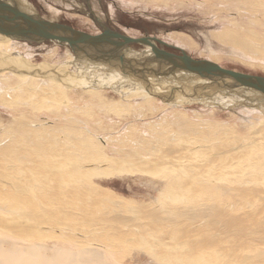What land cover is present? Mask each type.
<instances>
[{"label":"rangeland","instance_id":"1","mask_svg":"<svg viewBox=\"0 0 264 264\" xmlns=\"http://www.w3.org/2000/svg\"><path fill=\"white\" fill-rule=\"evenodd\" d=\"M18 1H25L28 10L42 17L88 33L100 32L96 16L112 30L134 37L156 36L194 58L264 76V52L245 51L231 42L241 34L238 37L264 51V0ZM13 40L17 42L9 53L26 58L32 54L28 60L33 63L55 66L73 60L66 44ZM84 74L88 86L105 78L101 72L88 69ZM34 75L0 72V94L8 97L13 88L17 90L15 84L20 78L23 83L25 76ZM3 83H9L7 89L1 87ZM58 83L65 89L60 100L35 103L22 92L19 102L0 103V250L7 253L1 256H15L17 239L28 243L79 239L87 244L97 234L102 235L97 244L117 264H220L224 255L233 254L230 249L238 243L229 247L221 242L197 245L199 240L216 239L218 235L217 241L226 238L219 221L209 220V224L202 219L198 227L202 230L195 229L184 239L183 233L175 232L181 224L172 225V230L163 219L156 220L149 213L181 206L195 211L199 206L216 204L252 219L263 215L264 137L254 139L251 135L252 128L259 125L260 112H246L241 107L223 110L196 104L171 105L156 93L147 97V103L139 95L126 96V91ZM23 100L30 105L22 104ZM206 128L228 131L208 135ZM164 139H168L165 145ZM169 140L178 144L169 147ZM6 182L11 183L9 187ZM36 205L65 209L69 216L86 210L93 216L89 221L71 217L60 222L53 218L58 211L44 216ZM188 221L185 217L178 220L183 224ZM69 226L76 239L66 234ZM166 229L173 234H166ZM210 232L215 234L210 236ZM249 239L250 246L264 251V240ZM160 254H167L168 259Z\"/></svg>","mask_w":264,"mask_h":264},{"label":"bare ground","instance_id":"2","mask_svg":"<svg viewBox=\"0 0 264 264\" xmlns=\"http://www.w3.org/2000/svg\"><path fill=\"white\" fill-rule=\"evenodd\" d=\"M56 12H54V14ZM50 16H52V15H50ZM46 19H48V18H46ZM13 34H16V33H13ZM13 34L9 33V35H6L5 33L3 34L0 31V39H5V40H0V72L2 73V72H4L6 70V71H10V72L17 73V74H25V75L35 74V75L34 76H25V80H24L23 83H21L22 79L20 78V80L15 84V88H17V90H15L13 88L12 92L7 93L8 97H6L5 95H3L1 93L0 94V103L1 104H4V105L5 104H11L14 101L15 102H19L18 95L20 93H22V92H24L23 94H24L25 98L29 99V97H31L32 99L36 100L35 103H38V102L42 103L43 101L54 102L56 100H60V99L63 98V95L61 93L65 89H63V87L60 86V84L62 85V83H58V80L62 81V82H67L68 86H84V87H92V86H96V87L100 86L101 87L102 86L101 87L102 89H104V88L107 89V87H108V88H111L112 90H116L118 92L126 91L125 92L126 96H131L132 95V96L135 97L136 95L137 96L139 95L140 97L145 98L147 103L150 101V99L147 98V97H150L151 95H153L155 93L154 90L153 91H149V90L144 89L143 86L140 85V84H138V85L134 84L133 87L131 86L132 84H128L129 87H126L125 84L130 83L131 81L130 80H129L130 82L126 81L127 80L126 77L123 78L120 75L121 73L117 69L106 67L104 64L97 63V62L90 63L89 60H87V59L78 61V60L75 59V57H74V55H73V53H72L70 48L69 49H70V52L72 54L73 60L71 62L64 61L63 63L57 64L55 66H53L50 63H44V62L33 63L30 60H28V57H30L32 55V54H29V53L27 54V56L28 55H30V56H28L27 58L25 56L19 54V53L17 55H12L9 52L14 50L15 42H17L15 40H13L16 37ZM240 35L238 34V36H240ZM238 36H237V38H234L233 41L231 39V42L233 44L244 48L243 50H245V51H246V49L250 50V52L251 51L252 52L255 51L254 53H259V52H256L255 49H258V50L260 49L262 51V49L259 48L258 45L252 44V43H250L248 41H244L243 37H242L243 38L242 39L241 37H238ZM172 39H173V37H172ZM182 39H183V37H182ZM25 41H28V40H25ZM39 41H43V40H39ZM51 41H55V40H51ZM181 43H183V42H181ZM184 46H186V45L184 44ZM261 51H260V53L262 54L264 51H262V52ZM73 67L75 69L74 70L72 69L70 71L69 68H73ZM104 68L107 69L105 72H103L105 70ZM86 69L92 70L94 72H101V74H103L105 76V78H102L101 83L99 82V84L98 83H93L92 86H88L90 84L86 83V78L87 77H85V74H84V70H86ZM57 71H61L63 73L62 76H60V72H57ZM38 75H43V76H38ZM22 77H24V76H22ZM42 78L43 79L46 78V79H49V80L54 81V82L53 83L52 82H46ZM38 79H40V81H38ZM105 79L108 82H106ZM131 83H133V82H131ZM8 84L9 83H3L1 85V87H5L7 89ZM56 87H58V88H56ZM29 94H34V95H29ZM119 95H121V94H119ZM25 100H23V103L21 101V103L30 105L29 102H24ZM27 101H29V100H27ZM142 103L145 104V100H144V102L142 100ZM167 103L171 104V105H188V104H192V103H186L185 104V103H175V102H167ZM237 107H241V106H237ZM241 108L242 109L245 108L246 112H249L250 110H252L254 112H258V113L260 112V109L253 108L251 106L241 107ZM253 109H255V110H253ZM258 122H259V125L257 124ZM258 122L256 123L258 125L256 127H253V125H250V126L253 127L252 128L253 132H252L251 135H252V137L254 139H260V137H264V113L260 112ZM254 123L255 122H253V124ZM248 128H250V127H248ZM224 130L228 131V128H227V130H226V128L225 129L224 128L223 129L222 128H220V129L219 128L218 129L217 128H206L204 131H206V133H208V135H209V133L212 135V134H215L217 132L220 133V134L221 133L223 134ZM200 137H202V136H200ZM167 140L164 139L162 141L163 145H165L164 142L166 143ZM176 140H178V139H176ZM177 144H178V142L173 144L169 140L167 145L169 147H175ZM168 153H170L169 149H168ZM5 184H3V185H5ZM7 184H6V186L9 187L11 183L9 182ZM29 188L31 189L33 187H29ZM35 188L38 189V190H41V188L39 186H37ZM38 192H41V191H38ZM1 194L3 195L4 193H1ZM262 194H263V198L262 199H264V191L262 192ZM6 195H8V194H6ZM4 196H5V194H4ZM8 197H10V196L8 195ZM84 200H85V198H84ZM262 202H264V200ZM96 203H98V202H96ZM179 207H180V205H179ZM181 207L180 208L176 207L177 209H175V207H173L174 209L172 207H171V209H166V210L163 209L165 211L159 210V211H163L162 213L161 212L158 213L159 212L158 210H157L158 212L150 211L149 214L154 216L155 217L154 219H156V220L157 219H163L162 221L165 224L168 223L170 225V227L172 228V230L175 229L174 226H172V225H175V227H177L179 224H181V227L178 226L179 228L175 232H178L180 234V236H183V234H184V236L182 237L184 239H185V235H188V234L191 235L192 233H194L195 229H199L198 227L201 225L202 219H204V220H206L208 222H209V220L216 221V222L219 221V222H221V228H222V230L220 229L221 233H223L226 236L225 239H227V240H225L223 237H221L223 239L217 241L216 239L219 236V235L217 236V233H219V231H220V230L219 231L217 230L218 232L216 231L217 232L216 233V236H217L216 239H203V237L205 236V235H203V237H202L203 241L198 239L199 241L197 240L198 241L197 245H202V246L203 245H207V244L215 245V243L218 244V242H221V243H226L228 245V247H229L230 243H232L231 246H233V244L238 243L237 245H240V247H238L237 245H234V248L232 247L230 249V251L232 250L231 251V254L233 253L232 255H227V254L224 255L223 254L225 257H224V259H222L223 261L219 259V261H222L220 264H264V251H262L259 248L258 249L257 248L254 249L255 247L253 246V244H252L253 248H251L252 246H250V244L247 242L248 241L247 239H249V236H252V238L253 237H255L257 239L259 238L258 240H264V214L261 215V216H258V217L256 216L255 219H252V218H248L246 216H241V215H239L237 213H233L232 211L228 210L227 208L223 209V208H221V205H216V204L211 205V206L210 205L209 206H205V207H203V206L200 207L199 206V207H197L195 209V211H192L191 209L189 210L187 208L185 209L183 207L181 208ZM187 207H189V206H187ZM36 208L37 209L38 208L41 209V212H43L44 216L45 215H49V213L52 214V213H54V211H58L59 214L55 215L53 218L59 219L60 222L61 221L64 222V220L66 218L69 220L71 217L81 218L82 219L81 221H83V220H85V221L88 220L89 221L92 218V216H93L92 213H90L89 211H86V210L69 216V214L66 215L65 209L53 210V209H50V208H48V207H46L44 205H36L35 209ZM37 212L39 213V211H37ZM163 213H165V215ZM259 213H261V212H259ZM43 215L41 213L42 217H43ZM251 216H252V214H251ZM253 216H254V214H253ZM184 217L188 218L190 220V221H188L190 223V225H189V223H187V224L184 223L183 224V223H179L178 222L179 219L184 218ZM79 220L80 219H78L76 221L78 222ZM70 221H68V222H70ZM206 221H204V222H206ZM68 222H67V224H68ZM186 222H187V220H186ZM71 224L72 223H70V226H71ZM206 224H207V222L205 223V225ZM209 224H210V222H209ZM80 225H82L81 222H80ZM218 225H220V223ZM248 225H250L249 229H247ZM203 227H205V226H203ZM214 228H215V225H214ZM217 228H215V229H217ZM70 229H71V227L68 228L69 231L67 230L66 234L68 232V234H71V236H73V238H75L74 235L76 234V232H74L72 230L70 231ZM209 229H210V227H209ZM162 230H163V228H162ZM166 230L169 231V229H166ZM172 230L169 231V232H165V233L166 234L167 233L168 234L172 233L173 232ZM213 231H215V230H213ZM84 233L85 232H83V234ZM212 234H215V232L211 233L210 236ZM223 234H222V236H223ZM80 235H82V233ZM118 235H120V234H118ZM190 235L188 237L191 238V236L193 234L191 236ZM100 236H102V235H99V234L95 235L92 238L93 241L90 242V243H87V244H82V242H80L79 239H78V241H76L77 240L76 238H75L76 239L75 241H73L74 239L71 238L73 240H71L70 242H60V241L54 240L51 243H46V242H43V241H37L35 243H31V242L28 243V242H22L20 239H17V241L14 242L15 243L14 246H15V250H16V251H14V255L15 256L12 257V258L3 257L1 255H7V253H2L1 250H0V264H117L115 262V260L108 254V252L104 248H101L97 244V241L99 240ZM159 236H161V235H158V237ZM196 236H197V234H196ZM208 236L209 235H206V237H208ZM194 238H196V237H194ZM80 239L82 240V238H80ZM251 239H249V240H251ZM176 240H178V239H176ZM215 240L217 242H215ZM178 241L180 242V240H178ZM186 241H187V239H186ZM191 241L194 242L193 240H191ZM155 242H157V241H155ZM192 242H190V244ZM161 244H162V242H161ZM219 245H220V243H219ZM235 246H237V248ZM228 247H227V249H229ZM222 248H221V250H223ZM41 249H43V250H41ZM46 249H48V250L45 251ZM157 250L158 249H156V251ZM165 252H167V251H162L161 254L165 253ZM161 254H160V256H162L164 258H167V254L166 255H161ZM170 256H174V255H170ZM208 256H212V255H208ZM219 256H221V255H219ZM191 257H192V255H191ZM170 258L172 259V257H170ZM210 259H211V261L213 260L212 258H209V260ZM214 259H215V257H214ZM219 261H218V263H219ZM216 262H217V260H216Z\"/></svg>","mask_w":264,"mask_h":264},{"label":"water","instance_id":"3","mask_svg":"<svg viewBox=\"0 0 264 264\" xmlns=\"http://www.w3.org/2000/svg\"><path fill=\"white\" fill-rule=\"evenodd\" d=\"M23 2L0 0V31L3 34L16 33L13 35L17 40H55L66 44L76 60L87 59L90 63L117 69L126 81L133 82L125 86L140 84L146 90H154L162 101L223 110L251 106L264 113L262 75L194 58L183 48L156 36L126 35L108 28L96 16L93 17L100 26V32L88 33L72 25L46 19L28 10L29 6ZM104 69L103 72L107 70Z\"/></svg>","mask_w":264,"mask_h":264},{"label":"flooded vegetation","instance_id":"4","mask_svg":"<svg viewBox=\"0 0 264 264\" xmlns=\"http://www.w3.org/2000/svg\"><path fill=\"white\" fill-rule=\"evenodd\" d=\"M92 16H93V14H92ZM168 49V48H167ZM168 50H170V49H168ZM171 51V50H170Z\"/></svg>","mask_w":264,"mask_h":264}]
</instances>
